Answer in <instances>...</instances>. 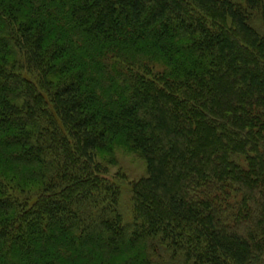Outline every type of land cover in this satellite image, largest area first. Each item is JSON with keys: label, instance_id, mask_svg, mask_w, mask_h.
Listing matches in <instances>:
<instances>
[{"label": "trees", "instance_id": "trees-1", "mask_svg": "<svg viewBox=\"0 0 264 264\" xmlns=\"http://www.w3.org/2000/svg\"><path fill=\"white\" fill-rule=\"evenodd\" d=\"M0 264H264V0H0Z\"/></svg>", "mask_w": 264, "mask_h": 264}, {"label": "rangeland", "instance_id": "rangeland-1", "mask_svg": "<svg viewBox=\"0 0 264 264\" xmlns=\"http://www.w3.org/2000/svg\"><path fill=\"white\" fill-rule=\"evenodd\" d=\"M98 158L104 163H109V171L112 177L119 179L122 187L120 201L121 211L126 223L132 221L133 203L131 200V187L147 176V168L144 159L139 153L132 150L124 143L115 144L110 150L98 152Z\"/></svg>", "mask_w": 264, "mask_h": 264}]
</instances>
